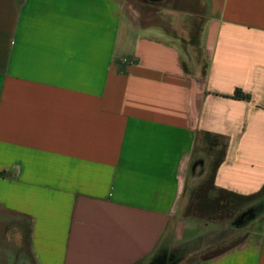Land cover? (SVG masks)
<instances>
[{
  "label": "crops",
  "instance_id": "obj_1",
  "mask_svg": "<svg viewBox=\"0 0 264 264\" xmlns=\"http://www.w3.org/2000/svg\"><path fill=\"white\" fill-rule=\"evenodd\" d=\"M203 133L226 141L217 188L264 187V0H0V235L22 264H146L213 232L180 215ZM196 264H264V222Z\"/></svg>",
  "mask_w": 264,
  "mask_h": 264
},
{
  "label": "trees",
  "instance_id": "obj_2",
  "mask_svg": "<svg viewBox=\"0 0 264 264\" xmlns=\"http://www.w3.org/2000/svg\"><path fill=\"white\" fill-rule=\"evenodd\" d=\"M235 95L236 97H241V93L239 92ZM199 145H201V149L198 147L195 149L193 163H203L207 161V177L199 186L193 188H191L190 184L187 182L180 209V215L182 217L196 219L207 224L217 222L226 223L232 221L235 215L242 211L249 202L256 198H264V187L257 193L249 196L238 195L217 188L214 185V176L224 159L226 141L219 135L203 133L199 138ZM207 151L209 154L205 158L203 154L207 153ZM213 193H216L215 197L212 196ZM202 238L203 236L197 238L192 243L174 249L173 252H175L176 256L175 259H173V264H180L181 260L190 253L189 251H191V249H189V247L191 244L197 243ZM164 254L163 250L159 248L157 253L146 264L156 261L161 256H164Z\"/></svg>",
  "mask_w": 264,
  "mask_h": 264
},
{
  "label": "rangeland",
  "instance_id": "obj_3",
  "mask_svg": "<svg viewBox=\"0 0 264 264\" xmlns=\"http://www.w3.org/2000/svg\"><path fill=\"white\" fill-rule=\"evenodd\" d=\"M184 60L188 63L189 66L193 65L194 61H198L203 65L206 62V58L202 53V50L197 43L196 39L187 40L183 44ZM199 145L198 148H200ZM201 149V148H200ZM207 153L203 155L205 158L208 156ZM209 161V160H208ZM207 161L203 163L200 162L193 169L191 177L188 181L190 187L199 186L204 179L207 177L206 168ZM212 196H216V193H213ZM264 222V198L258 199L249 202L247 206L242 209L238 214L235 215L234 219L230 222H217V223H208L213 229V233L204 235L201 240L197 243L191 244L189 249H191L190 255L187 254V259L182 264H196L199 260L204 258L214 256L219 252L224 251L233 244L239 241L246 233L260 229ZM0 234H2L0 232ZM5 246V247H4ZM4 248H6L7 253H10V261H2ZM10 250V252H9ZM19 253L26 255L27 246L26 241H22V246L18 247L13 243L7 245L4 241L3 236L0 235V264H22L18 261ZM17 258L16 262H13ZM9 260V259H8Z\"/></svg>",
  "mask_w": 264,
  "mask_h": 264
},
{
  "label": "flooded vegetation",
  "instance_id": "obj_4",
  "mask_svg": "<svg viewBox=\"0 0 264 264\" xmlns=\"http://www.w3.org/2000/svg\"><path fill=\"white\" fill-rule=\"evenodd\" d=\"M166 256V263L165 264H173V259H175V252L171 251L169 253L164 254Z\"/></svg>",
  "mask_w": 264,
  "mask_h": 264
},
{
  "label": "water",
  "instance_id": "obj_5",
  "mask_svg": "<svg viewBox=\"0 0 264 264\" xmlns=\"http://www.w3.org/2000/svg\"><path fill=\"white\" fill-rule=\"evenodd\" d=\"M166 263V256H161L156 261L150 263V264H165Z\"/></svg>",
  "mask_w": 264,
  "mask_h": 264
}]
</instances>
